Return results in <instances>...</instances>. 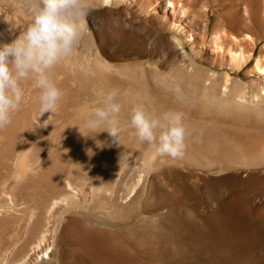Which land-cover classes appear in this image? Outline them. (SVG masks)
Wrapping results in <instances>:
<instances>
[{
    "label": "rangeland",
    "instance_id": "1",
    "mask_svg": "<svg viewBox=\"0 0 264 264\" xmlns=\"http://www.w3.org/2000/svg\"><path fill=\"white\" fill-rule=\"evenodd\" d=\"M174 1L179 6L172 7L168 0H127L105 8L91 4L87 22L95 38L103 39L102 61L112 68L146 64L150 56L161 58L162 46L169 42L185 45L189 54L214 59L225 50L219 48L221 39L214 33L223 21L229 20L239 22L242 32L228 30L227 39L232 35L243 39L249 36L257 41L255 47H249L252 57L249 67L241 72L244 78L264 49V0L188 1L189 6L196 5L205 13L203 19L195 21V26L208 28L204 47L196 37L200 32L193 30L192 34L188 29L192 20L181 14V0ZM178 50L182 52V46ZM217 70L228 69L223 65ZM113 78L110 73L106 76L110 87ZM137 82L142 84L143 78L138 76ZM98 87L95 82L91 92ZM76 101L82 103L78 98ZM71 110L60 106L58 114ZM32 128L38 135L34 140L28 139L26 133ZM98 131L90 132L83 122L62 120H48L46 127L11 123L0 129V237L7 240L16 229L20 234L16 251L0 264H16L30 250L45 230V213L53 204L56 208L51 221L57 225L50 244L53 259L35 261L33 257L31 264H264V179L249 190L252 208L245 216L216 222L219 228L242 226L245 231L200 229L208 222L190 203L181 204L188 200H179L183 202L177 206H173V200H162L172 210L169 216L158 219L153 212L157 200H151L149 189L143 192L142 185L139 188L143 196L139 199L136 193L131 200L110 197L102 187L100 191L92 189L91 174L98 175L101 181L106 175L112 177L119 165L116 161L122 163L131 156L129 139L117 140L107 131ZM25 140L33 143L27 156V164L33 168L23 170L22 177L15 181L17 158ZM68 181L77 194L75 200L67 199ZM133 182L134 177L123 178L124 196ZM210 202L220 204L223 200ZM199 209L207 211L205 206ZM60 214L62 218L58 220ZM188 227L195 230L186 231Z\"/></svg>",
    "mask_w": 264,
    "mask_h": 264
},
{
    "label": "bare ground",
    "instance_id": "2",
    "mask_svg": "<svg viewBox=\"0 0 264 264\" xmlns=\"http://www.w3.org/2000/svg\"><path fill=\"white\" fill-rule=\"evenodd\" d=\"M126 1L91 0V4L105 8ZM188 1L181 0L179 10L185 19L190 17L192 21L188 29L192 34L193 30L200 32L196 37L198 44L204 47L208 28L195 26V21L203 19L205 13L196 5L189 6ZM191 1L195 4L194 0ZM168 3L174 8L179 6L174 0H168ZM88 17L89 14L79 41L80 49L76 47L73 55L54 69L55 80L63 92L58 109L64 106L74 111L59 115L57 109L53 116L49 112L39 117V93L33 88V82L28 81L23 85L24 102L13 115L12 123L38 124V121L42 123L50 116L49 120L85 123L91 110L100 106L104 96L118 89L119 100L123 104L118 137L130 140L128 154L131 156L122 163L119 159L116 161L119 165L112 177L106 175L101 181L98 175L91 174L89 183L92 189L100 191L102 187L110 197L131 200L136 193L139 199L143 196L139 188L142 185L143 192L148 188L151 200H157L153 212L158 219L169 216L172 210L162 200H173V206L183 202L179 200H188L181 204L190 203L189 206L198 211V216L208 222L206 227L200 229L227 233L245 231L246 228L242 226L225 225L219 228L216 222L245 216L252 208L249 190L264 179V49L255 58L251 71L241 78L242 70L249 67L252 57L249 47H255L257 41L249 39V36L243 39L232 35L231 39H227L228 30L237 33L242 29L239 22L225 20L214 33L220 36L219 48L224 47L225 50L214 59H205L200 53L189 54L185 51V45L169 42L162 46L161 58L153 59L150 56L146 64L112 68L100 57L105 52L103 39L95 38L87 22ZM31 18L28 0H0V44L11 43L18 38L30 24ZM180 46L182 52L178 50ZM223 65L228 70H217ZM108 73L115 77L110 81L111 87L106 80ZM138 76L143 78L142 84H138ZM95 82L99 87L93 93L91 88ZM77 98L82 103L77 102ZM140 104L156 115L169 111L183 114L188 135L181 156L159 157L147 142H141L136 137L135 130L130 127V119L132 108ZM26 133L31 140L38 136L35 128ZM32 144L30 140L22 144L17 158L18 171L13 175L15 181L22 177L23 170L33 168L27 164ZM125 177L129 180L134 177V184L124 196ZM104 181L106 185L102 184ZM65 189L69 192L67 199L75 200L77 194L69 181ZM210 200L223 202L211 203ZM202 206L207 211H199ZM55 208L56 204L49 206L45 213V230L16 264H31L33 257L35 261L53 259L50 244L57 233V225L51 221ZM61 218L60 214L58 220ZM194 230L192 227L186 228V231ZM12 233L14 235L7 240L0 237V261L16 251L19 245L18 229Z\"/></svg>",
    "mask_w": 264,
    "mask_h": 264
},
{
    "label": "clouds",
    "instance_id": "3",
    "mask_svg": "<svg viewBox=\"0 0 264 264\" xmlns=\"http://www.w3.org/2000/svg\"><path fill=\"white\" fill-rule=\"evenodd\" d=\"M28 7L32 18L27 28L11 43L0 44V129L10 125L20 110L25 98L23 85L28 81L39 93V117L55 114L63 92L54 69L73 55L92 5L91 0H28ZM119 96V90L113 89L100 106L91 110L85 121L90 132L107 131L118 140L123 108ZM48 120L43 124L38 121L37 126L46 127ZM130 127L159 157L177 158L184 152L188 130L180 112L156 115L144 105H136L131 111Z\"/></svg>",
    "mask_w": 264,
    "mask_h": 264
}]
</instances>
